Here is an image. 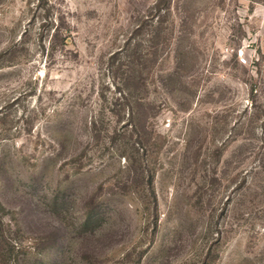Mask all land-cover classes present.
I'll list each match as a JSON object with an SVG mask.
<instances>
[{
	"label": "rangeland",
	"instance_id": "obj_1",
	"mask_svg": "<svg viewBox=\"0 0 264 264\" xmlns=\"http://www.w3.org/2000/svg\"><path fill=\"white\" fill-rule=\"evenodd\" d=\"M0 264H264V0H0Z\"/></svg>",
	"mask_w": 264,
	"mask_h": 264
}]
</instances>
